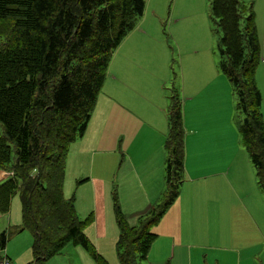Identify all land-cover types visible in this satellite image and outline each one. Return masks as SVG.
<instances>
[{
	"label": "rangeland",
	"instance_id": "374dc122",
	"mask_svg": "<svg viewBox=\"0 0 264 264\" xmlns=\"http://www.w3.org/2000/svg\"><path fill=\"white\" fill-rule=\"evenodd\" d=\"M212 1L146 0L143 15L135 20L111 55L83 137L82 142L91 137L96 147L107 145V153L102 157L100 152L90 149L89 155L85 154L86 165L77 168L79 173L65 163L63 197L74 195L73 207L80 221L91 214L92 220L85 225L84 232L109 264H120L118 254L124 252V247L117 243L123 224L119 225L116 209L120 210L123 223L139 227L152 217V208L156 207L155 213L159 210L165 182L163 177V187L156 196L146 199L132 213L137 206L135 199H143V187L136 189L137 184L128 187L119 180L112 182L103 202L107 232L102 236L95 222L97 207L91 196L92 180L88 181L90 161L106 157L118 164L126 157L123 146L129 138L127 152L137 166L133 175H143L145 164L152 157L158 165L162 161L164 168L167 116L176 102L181 105L186 132L183 186L161 222L149 225L157 235L145 257L134 251L135 263L264 264V194L241 142L236 94L220 67L222 55L218 45H222L223 32L212 12ZM239 2V28L243 29L245 19L252 13L260 44L255 82L262 95L264 120V0ZM125 61L129 62L126 68ZM108 72L131 80L126 85L124 102L136 111L111 105L105 87L115 81L108 79ZM116 94L122 96L117 91ZM190 128L196 134L188 133ZM142 180L139 178L138 185ZM139 217L141 222L137 223ZM20 224V200L18 194H13L8 212L0 210V232L8 226L15 230L13 226ZM29 243V231L14 233L5 250L0 249V257L7 255L11 264H26L29 255L22 258L23 248ZM53 255L51 264H95L89 253L69 237Z\"/></svg>",
	"mask_w": 264,
	"mask_h": 264
},
{
	"label": "trees",
	"instance_id": "16d2710c",
	"mask_svg": "<svg viewBox=\"0 0 264 264\" xmlns=\"http://www.w3.org/2000/svg\"><path fill=\"white\" fill-rule=\"evenodd\" d=\"M146 0H0V170L10 173L0 185V210L18 193L21 228L33 235L34 259L44 264L66 237L89 253L95 264L109 262L84 232L91 214L79 220L73 198L62 193L68 147L81 138L111 55L144 12ZM223 36L220 67L236 94L243 148L264 194V120L262 95L255 82L260 44L252 13L239 28V0H213ZM264 61V54H263ZM181 105L170 113L165 143V195L152 217L123 223L117 243L120 264H136L156 237L150 228L179 194L184 178ZM151 227H149V225ZM148 226V227H147ZM9 231L0 232L4 249Z\"/></svg>",
	"mask_w": 264,
	"mask_h": 264
},
{
	"label": "crops",
	"instance_id": "0c3cea01",
	"mask_svg": "<svg viewBox=\"0 0 264 264\" xmlns=\"http://www.w3.org/2000/svg\"><path fill=\"white\" fill-rule=\"evenodd\" d=\"M141 32H143V30ZM128 64H129V62L125 61L124 65H123L124 68H126L128 66ZM108 79L115 81V82H110V84H108V86L105 87L108 94H110L109 99L112 103L111 105L112 106L119 105L120 107L126 109L129 112L136 111V109H134L131 106H128L124 102L125 101L124 95L127 92L126 91V85L130 84L131 80L127 77L120 76V75L113 73V72L112 73L108 72ZM116 91L118 93L122 94V96L121 97L118 96L116 94ZM127 111H125V112H127ZM125 116H127L126 113H125ZM167 119H168V116H167ZM161 131L162 130H160L159 132H161ZM187 132L188 133L193 132L194 134H196V131L194 128L188 129ZM185 134H186V132L184 131V135ZM83 137H84V135L81 138H79L80 140L76 139L73 143H71L68 147V151L66 154V162L65 163L69 167H72V169L74 167V170H73L74 172H75V168L77 169L79 166L86 165L87 156L85 154L89 155L90 149H92L93 151L97 150L98 152H100V155L102 157H104L107 153V151L105 150L107 145L103 146L104 148L96 147V143L94 141H90L91 137L88 140H85L84 142H82ZM153 138H156V137L154 136V137H152V139ZM80 142L82 144H79ZM129 148H130L129 138H126V141H125L124 146H123V151H124L123 154L126 157L122 160L120 159L118 164H117V162L111 163L110 161H108L106 159V157L102 158V159L98 158L96 161L95 160L90 161L91 168H90V172L88 175V181L92 180V183L90 185L91 196L93 197V200L96 202V207H97V209H96L97 212L95 213V222H96V224L98 223V226H99L98 234L102 235V236H105L106 232H107L106 226H105V221L103 219V209H104L103 202L106 199L105 193L107 192L108 189L109 190L111 189V185H112L111 183L112 182H116L119 180L120 182H123L122 183L123 186L131 187L132 184H137L136 189L138 188V186L140 188L143 187V189H144L142 192V194H143L142 198L143 199L140 201L135 199V203H137V206L135 207L134 210L131 211V213L137 211L138 206H141V205L143 206L146 199H150L151 197L154 198L157 194V190L160 191L161 187H163L164 168H163L162 161H160V163L158 165L157 159H154L152 157L151 159L147 160V162L145 164V168H144L145 170H144L143 175H138V174L133 175L132 173L135 172V169L137 168V166H135V162L131 159L130 155L127 152L129 150ZM158 151H159V153H161L160 149ZM77 172L79 173L78 169H77ZM183 174H184V171H183ZM9 175H10V173L0 170V185L6 181V179L9 177ZM73 175L75 176V174H73ZM139 178L141 180L143 178V180L140 181V183L138 185ZM112 179H113V181H112ZM88 181H86L84 183V185L87 186ZM164 182H165V178H164ZM183 182H184V178H183ZM181 185L183 186V184H181ZM16 194H18V193H16ZM72 196H74V195H72ZM174 201H173V203H174ZM100 204H101V207H99ZM172 204H170V205H172ZM20 207H21V204H20ZM161 219L159 220L160 222H161ZM21 223H22V221H21ZM11 227L12 226H8L5 228V229H8V231H9L8 239L14 233H20L21 231H29L27 229H20L21 224L19 226H13V227H15V230H12ZM30 234H31V243L24 246V248H23L24 249V256L22 258H25L28 255L31 256V258H29V256L27 257L26 264L31 262L34 259V256L32 253V244H33L34 239H33V235L31 232H30ZM117 234H118V232H117ZM117 234L114 238H117ZM7 242H8V240H7ZM7 242H6V244H7ZM5 247H6V245H5ZM5 247H4V249H2V251L5 250ZM53 256L54 255L52 254L51 256L47 257L44 264H51V259L53 258ZM0 258L1 259L6 258L9 261V263L11 264L10 258L7 255H5V257L3 256ZM1 261L2 260H0V264H1Z\"/></svg>",
	"mask_w": 264,
	"mask_h": 264
},
{
	"label": "built area",
	"instance_id": "2783aa9c",
	"mask_svg": "<svg viewBox=\"0 0 264 264\" xmlns=\"http://www.w3.org/2000/svg\"><path fill=\"white\" fill-rule=\"evenodd\" d=\"M1 264H10V263H9V261L5 258V259H2Z\"/></svg>",
	"mask_w": 264,
	"mask_h": 264
}]
</instances>
